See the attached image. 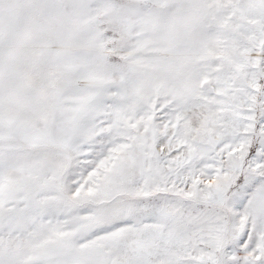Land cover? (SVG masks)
<instances>
[{
    "label": "snow or ice",
    "instance_id": "snow-or-ice-1",
    "mask_svg": "<svg viewBox=\"0 0 264 264\" xmlns=\"http://www.w3.org/2000/svg\"><path fill=\"white\" fill-rule=\"evenodd\" d=\"M0 264H264V0H0Z\"/></svg>",
    "mask_w": 264,
    "mask_h": 264
}]
</instances>
